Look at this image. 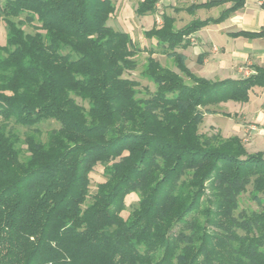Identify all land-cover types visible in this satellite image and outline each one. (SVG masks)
Masks as SVG:
<instances>
[{"label": "trees", "instance_id": "obj_1", "mask_svg": "<svg viewBox=\"0 0 264 264\" xmlns=\"http://www.w3.org/2000/svg\"><path fill=\"white\" fill-rule=\"evenodd\" d=\"M160 1L141 0L137 14H155ZM227 3L217 17L181 28L162 13L145 33L158 46L145 70L156 90L139 99V83L124 77L139 48L108 24L112 0H0L8 30L0 44V264H264V208L241 207L249 187L263 204L264 152L237 135L200 133L213 107L246 103L264 88V66L212 80L193 73L180 51L246 0L183 9L195 15ZM47 120L60 127L43 139L33 127ZM98 165L105 180L92 193ZM131 193L140 199L125 218Z\"/></svg>", "mask_w": 264, "mask_h": 264}, {"label": "crops", "instance_id": "obj_2", "mask_svg": "<svg viewBox=\"0 0 264 264\" xmlns=\"http://www.w3.org/2000/svg\"><path fill=\"white\" fill-rule=\"evenodd\" d=\"M206 1L208 0L193 3H202ZM229 6H231L230 3L216 6L221 7L219 13L214 16L207 15L204 18L196 17L197 12H201L202 10L199 9L195 15H191L193 16L191 20L195 18L206 19L209 17H217L224 8ZM184 8H182V11H185L183 10ZM241 30L246 32L264 31V0H246L243 8L233 13L222 23L209 25L201 29L199 32L202 33L205 39L204 43L207 44L196 47L198 48L197 52L194 50L192 37L199 32L192 35V44L188 48L180 50L186 55L187 67L198 76L212 80H222L227 78L237 79L255 73V65L264 66V37L250 39L242 36L233 37L231 35L232 33ZM241 39L244 40L241 41ZM193 55H195V61L191 58ZM203 62L205 63L204 65H202ZM191 63L194 64L193 68L190 66ZM242 65L247 67L245 72L246 76L240 75L243 69ZM200 67H205L206 73L209 75L202 74ZM194 68H197V70L199 69L201 73H197ZM261 90L264 91L261 88H254L250 94V100L246 103H242L241 106L237 104L239 102L233 101L222 103V112L207 115L204 121L211 123L214 127L218 126V131H221V133L226 132V137L237 135L241 138H243L246 132L249 131V128H255L253 123L257 124V126H260V129L257 133L254 131L251 132L254 134L252 146L255 147V149L250 152H264V109L260 107L262 106L263 101L256 106L255 102L252 100L253 93ZM228 120H233L234 122L230 125ZM246 122L251 123L247 128L245 125Z\"/></svg>", "mask_w": 264, "mask_h": 264}, {"label": "rangeland", "instance_id": "obj_3", "mask_svg": "<svg viewBox=\"0 0 264 264\" xmlns=\"http://www.w3.org/2000/svg\"><path fill=\"white\" fill-rule=\"evenodd\" d=\"M141 0H112L116 7L115 13L111 16V18L108 21V24L112 26L114 29L119 31L127 32L133 42L135 43L136 47L139 48V51L134 56V60L136 62V67L134 69L126 71L124 74V77L133 79L139 83L138 88L136 89V97L146 98L149 97L150 94L154 93L156 90V84L151 80L149 76L145 74L146 67L148 65V51L149 50H155L158 51V46L156 45L155 39H148L145 36V33L147 30H150L153 26L161 25L162 24V13L166 12L176 18V26L181 27L188 23L193 16L189 15L185 11L176 12L175 8H184L188 5H190L193 2H200L204 0H162L158 6L157 12L155 14L145 15V16H139L136 12L138 4ZM221 10V7H215L210 10L202 9L201 12H197L196 17L204 18L207 15L214 16ZM209 13V14H208ZM24 28L28 32H33L34 28L29 26L28 24L24 25ZM7 26L5 22L0 19V44H5L7 39ZM193 47L194 50L197 52L199 45L204 46L206 45L205 39L201 32L197 33V35H194L193 37ZM244 39H241L243 41ZM247 41V40H246ZM220 52V51H219ZM154 57L157 58L160 63L166 67L171 68L172 70L179 72L178 68L175 66L174 60L172 58H169L161 53L156 52L154 54ZM192 60L195 61V55L191 56ZM197 63V62H196ZM198 64V63H197ZM205 63L203 62L202 65ZM194 64H190V66L193 68ZM198 66V65H197ZM243 69L240 73L241 76H246V66L242 65ZM199 67V66H198ZM197 73H201L204 75H209L206 73L205 67H200V70L197 68H194ZM183 76V75H182ZM185 77V76H183ZM260 89V87H257ZM264 90V88H261ZM252 100L255 102V105L257 106L259 103L263 101L262 106H260L262 109H264V91H257L253 93ZM80 101V100H79ZM239 106H241L242 103H237ZM220 113L222 112L223 105H220L219 107H213L212 109H216ZM260 108V109H261ZM264 111V110H263ZM210 114H206L205 117ZM204 117V119H205ZM221 118V117H220ZM234 120V119H233ZM233 120H228L230 125L234 122ZM3 122L2 117H0V123ZM246 128L248 125H251V123L246 122L245 123ZM255 128L253 129L249 128L246 132V134L243 136V141L249 151H253L255 147L252 146V140L253 135L251 132H259L260 126H257V124H254ZM15 127L18 131L21 133H24L26 130H28L27 127H23L20 125L14 124V121L10 123V127ZM60 124L54 120H47L43 121L36 126H34V129H37L38 132L41 133V138L47 139L48 134L53 129L59 128ZM218 126L214 127L211 125V123L203 122L200 126V133L204 135H211L216 132L221 133V131H218ZM224 137H226V132L221 133ZM91 179V192H95L97 188V184L99 182H103L105 180V177L103 175V167L101 165H98L95 167L94 171L90 174ZM250 190L251 187H249V191L244 193L241 196V207H247L251 210H257L259 208H264V195H261V202L263 204H260L259 202L251 199L250 196ZM139 195L136 193H131L125 198V206L126 210L122 212V216L125 218L128 217L130 212L138 205L139 202Z\"/></svg>", "mask_w": 264, "mask_h": 264}]
</instances>
